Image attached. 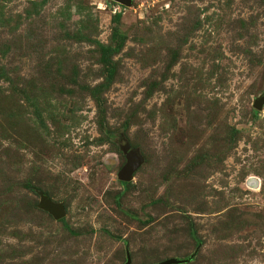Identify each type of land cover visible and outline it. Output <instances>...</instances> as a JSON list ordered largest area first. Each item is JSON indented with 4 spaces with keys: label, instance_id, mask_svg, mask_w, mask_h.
Returning <instances> with one entry per match:
<instances>
[{
    "label": "rangeland",
    "instance_id": "obj_1",
    "mask_svg": "<svg viewBox=\"0 0 264 264\" xmlns=\"http://www.w3.org/2000/svg\"><path fill=\"white\" fill-rule=\"evenodd\" d=\"M263 98L264 0H0V264H264Z\"/></svg>",
    "mask_w": 264,
    "mask_h": 264
},
{
    "label": "water",
    "instance_id": "obj_2",
    "mask_svg": "<svg viewBox=\"0 0 264 264\" xmlns=\"http://www.w3.org/2000/svg\"><path fill=\"white\" fill-rule=\"evenodd\" d=\"M118 4L124 6V7H130L132 5L133 0H114ZM264 100L261 99L260 101L257 102L256 108L260 109V105L262 101ZM126 158H127V164L126 166L121 170L119 173V179L123 182H128L130 181L132 173L140 166L142 159L138 155V152L136 150L130 149L129 146L124 147L123 149ZM40 207L50 213L55 219H61L64 217V211H63V206L61 204H57L51 201V199L46 196L42 195V200L40 203ZM192 255L189 259L186 260H179V259H168L165 261H162L157 264H182V263H187L191 261ZM126 264H131L130 257L127 253V261Z\"/></svg>",
    "mask_w": 264,
    "mask_h": 264
},
{
    "label": "trees",
    "instance_id": "obj_3",
    "mask_svg": "<svg viewBox=\"0 0 264 264\" xmlns=\"http://www.w3.org/2000/svg\"><path fill=\"white\" fill-rule=\"evenodd\" d=\"M125 185V184H124Z\"/></svg>",
    "mask_w": 264,
    "mask_h": 264
}]
</instances>
